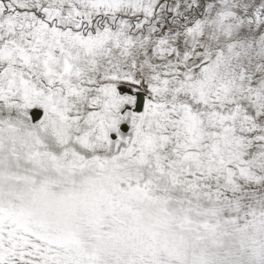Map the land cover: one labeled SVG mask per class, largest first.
I'll return each instance as SVG.
<instances>
[{
  "label": "snow or ice",
  "instance_id": "snow-or-ice-1",
  "mask_svg": "<svg viewBox=\"0 0 264 264\" xmlns=\"http://www.w3.org/2000/svg\"><path fill=\"white\" fill-rule=\"evenodd\" d=\"M0 264H264V0H0Z\"/></svg>",
  "mask_w": 264,
  "mask_h": 264
}]
</instances>
